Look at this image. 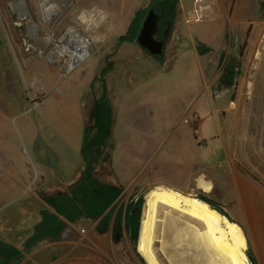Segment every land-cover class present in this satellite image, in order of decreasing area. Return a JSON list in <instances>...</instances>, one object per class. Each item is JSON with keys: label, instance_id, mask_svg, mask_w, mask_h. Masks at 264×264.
Returning <instances> with one entry per match:
<instances>
[{"label": "crops", "instance_id": "0c3cea01", "mask_svg": "<svg viewBox=\"0 0 264 264\" xmlns=\"http://www.w3.org/2000/svg\"><path fill=\"white\" fill-rule=\"evenodd\" d=\"M10 3L9 12L15 16ZM27 20L24 25L30 38L35 36L30 26L36 21ZM127 26L124 20L99 23L98 30L107 33H94L88 57L73 69L68 68L67 55L61 59L66 62L65 70L52 51L28 61L24 85L34 80L31 99L8 104L23 112L21 136L0 134V262L120 264L116 251L110 248V239L125 215L126 199L157 186L187 190L196 185L198 177L210 174L183 134L164 141L162 147L157 145L163 140L152 134L160 102L153 86L155 76L170 69L172 63L144 75L145 69L156 62L161 65L164 58L151 56L137 40L120 38ZM186 30L183 22L175 28L181 37L171 60L192 50L202 61L198 46L186 43ZM63 72L67 76L58 83V75ZM3 78L0 71V94L7 93ZM197 92L194 90L192 99H198L190 107L199 116L201 94ZM85 94L96 108L104 107L99 124H106L108 130L86 127ZM192 99L188 97L186 107ZM0 109L5 110L3 105ZM220 109L215 105L219 117ZM29 113H33L31 117ZM200 123L199 117L194 128ZM215 170L218 173L212 171L209 176L230 175L229 182L244 212V220L240 218L239 222L246 226L255 263L264 264V188L225 163ZM81 228L87 229L86 233ZM90 236L102 240V244L109 240V250L104 245L81 243Z\"/></svg>", "mask_w": 264, "mask_h": 264}, {"label": "rangeland", "instance_id": "374dc122", "mask_svg": "<svg viewBox=\"0 0 264 264\" xmlns=\"http://www.w3.org/2000/svg\"><path fill=\"white\" fill-rule=\"evenodd\" d=\"M10 1L0 0V71L5 77L2 81L8 93L0 94V106L5 108L0 109V134H17L20 138V124L25 119L20 116L23 112L8 104L31 99L30 89L34 86V80L29 79L27 87L24 85L28 61L32 57L48 56L57 45L60 47L69 38L67 31L71 26L74 25L92 42L94 33H107L98 30L99 23L124 20L128 26L120 38L137 40L149 9L155 8L160 13L164 8L159 30H164L167 22H170L169 38L162 56L151 55L164 58V61L161 65L156 62L143 69L146 75L148 71L159 72L162 67L166 68L172 63L170 69L155 76L153 86L154 95L158 96L160 102L156 105L157 120L152 124V134L157 140H163L157 145L162 147L164 141L174 140L183 134L188 145L197 149L207 172L218 173L215 167L225 163L229 168H238L264 188V0H219V3H215L213 18L190 24L184 22L183 10L192 7V0H52V5H56L59 11L52 24L45 19L46 2L29 0L37 17L34 26L38 30L30 38L24 25L27 19H18L9 12ZM83 14L87 20L82 18ZM18 21L22 22L21 25ZM180 22L187 29L186 43L191 41V44L194 42L198 46L202 61L192 50L185 51L175 61L171 60L176 52L175 44L181 37L180 32L175 31ZM49 37L52 39L47 40ZM202 38L210 40V43ZM217 42L218 47L214 46ZM57 62L65 68L64 58ZM58 76L59 83L67 73H59ZM194 90H198L197 95L201 94L197 104L200 105L198 113L201 123L197 128H194V108L190 107L198 99V96L192 99ZM57 93L62 96L61 91L57 90ZM178 95L181 100H178ZM188 97L192 101L186 107ZM89 101L90 97L85 94L83 108L86 127L99 126L108 130L106 124H99V116L105 114L104 107L96 108ZM215 105L221 107L220 123ZM7 106L9 109H6ZM176 118L179 125L174 122ZM185 118L190 122H186ZM209 175L206 179L213 183L210 192L197 187L195 183L182 192L208 197L233 221L238 222L247 236L245 224L239 222L244 212L229 182L230 175ZM150 190L138 192L132 200L126 199L125 215L121 217L118 228L111 232L110 248L116 251L120 264H147L137 250V243L145 199ZM171 215L158 227V240L154 244L162 264H229L228 259L218 258L219 252L204 236L199 222L178 211H172ZM85 231L87 229L81 228L83 234ZM102 242L91 236L89 240H81L87 246L104 245L108 251L109 240H105L104 244ZM246 253L250 264H256L249 239Z\"/></svg>", "mask_w": 264, "mask_h": 264}, {"label": "bare ground", "instance_id": "6f19581e", "mask_svg": "<svg viewBox=\"0 0 264 264\" xmlns=\"http://www.w3.org/2000/svg\"><path fill=\"white\" fill-rule=\"evenodd\" d=\"M44 1L46 2L45 8L53 4L52 0ZM82 18L87 20L84 14ZM73 26L67 31L69 38L62 44L60 43L61 45L56 51L51 52V55L53 57L57 56L58 59H62V57L67 55L66 62L69 69H73L78 61L89 54L91 44L90 39ZM50 39L52 38L49 37L47 40ZM197 185L206 192H210L213 188V183L203 175L197 178ZM172 211H178L179 214L185 215L201 224L202 233L219 252V259L226 258L229 264H250L246 253L248 239L238 222L228 219V217L197 195L184 193L165 186L152 188L145 199L137 250L147 264H162L154 244L158 240V227L161 223L167 221L169 217H172Z\"/></svg>", "mask_w": 264, "mask_h": 264}, {"label": "water", "instance_id": "95a60500", "mask_svg": "<svg viewBox=\"0 0 264 264\" xmlns=\"http://www.w3.org/2000/svg\"><path fill=\"white\" fill-rule=\"evenodd\" d=\"M10 11L15 14L16 18L25 17L29 20L33 18V13L29 7L28 0H12L10 3ZM44 11L45 19L49 24H52L59 15V11L56 5H50L47 8H45L44 6ZM160 20L161 15L157 11H155L154 8H151L143 21L141 30L137 36V41L152 55L162 56L165 49V40L156 37L160 29ZM34 29H36V26H30L31 33ZM196 186L199 187L197 183ZM0 264L9 263L0 262Z\"/></svg>", "mask_w": 264, "mask_h": 264}, {"label": "built area", "instance_id": "2783aa9c", "mask_svg": "<svg viewBox=\"0 0 264 264\" xmlns=\"http://www.w3.org/2000/svg\"><path fill=\"white\" fill-rule=\"evenodd\" d=\"M218 1L219 0H192V7L183 10L184 22L190 24L193 22L209 21L214 16L215 3H218ZM198 118V114L194 112L193 120L196 121ZM185 121L190 122V120L186 118Z\"/></svg>", "mask_w": 264, "mask_h": 264}, {"label": "flooded vegetation", "instance_id": "af4514ba", "mask_svg": "<svg viewBox=\"0 0 264 264\" xmlns=\"http://www.w3.org/2000/svg\"><path fill=\"white\" fill-rule=\"evenodd\" d=\"M28 3H29V7H30V9H31V11H32V13H33V18L32 19H30L31 21H36L37 20V17H36V15H35V13H34V11L32 10V8H31V5H30V2H29V0H28ZM151 9V8H150ZM149 9V10H150ZM155 9V8H154ZM156 11V10H155ZM165 10H164V8H162V11H160V15H161V18H162V15L165 13L164 12ZM18 24H20L21 25V23L22 22H17ZM171 26H172V24L170 23V22H167V27L164 29V30H159V34L157 35V37L159 38V39H164L165 40V42L167 41V39L169 38V31H170V28H171ZM33 35H36L37 33H38V30H37V28L36 29H34L33 30Z\"/></svg>", "mask_w": 264, "mask_h": 264}, {"label": "trees", "instance_id": "16d2710c", "mask_svg": "<svg viewBox=\"0 0 264 264\" xmlns=\"http://www.w3.org/2000/svg\"><path fill=\"white\" fill-rule=\"evenodd\" d=\"M201 198H203L205 201H207L211 206H213L214 208H216L218 211H220L223 215H227L231 220H233L228 213H226L221 207L215 205L208 197L206 196H200Z\"/></svg>", "mask_w": 264, "mask_h": 264}]
</instances>
